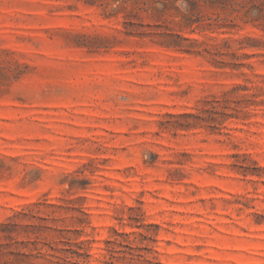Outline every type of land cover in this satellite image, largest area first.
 <instances>
[{
  "label": "rangeland",
  "instance_id": "1",
  "mask_svg": "<svg viewBox=\"0 0 264 264\" xmlns=\"http://www.w3.org/2000/svg\"><path fill=\"white\" fill-rule=\"evenodd\" d=\"M0 264H264V0H0Z\"/></svg>",
  "mask_w": 264,
  "mask_h": 264
}]
</instances>
